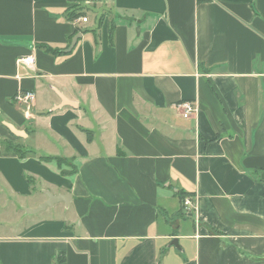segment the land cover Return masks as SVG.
<instances>
[{"label":"crops","instance_id":"crops-1","mask_svg":"<svg viewBox=\"0 0 264 264\" xmlns=\"http://www.w3.org/2000/svg\"><path fill=\"white\" fill-rule=\"evenodd\" d=\"M76 5L0 0V264H264V0Z\"/></svg>","mask_w":264,"mask_h":264},{"label":"trees","instance_id":"trees-1","mask_svg":"<svg viewBox=\"0 0 264 264\" xmlns=\"http://www.w3.org/2000/svg\"><path fill=\"white\" fill-rule=\"evenodd\" d=\"M78 2V5L75 6V8L71 11H69L67 13V18L69 19V21H76L77 19H79L80 17L86 15L87 12H91L94 11V6H88V5H84L85 4V0H76ZM104 18V14L101 15L100 19H99V24L103 21ZM114 25L111 26V29H114ZM81 32L80 30H77V33ZM72 39V37L70 38V40ZM41 49H43L45 52H47L48 54H53V55H59L61 54V51L59 49H55L51 46H47V45H41ZM82 132H84L87 135V139L88 141H91L92 139V131L90 130H85V129H81ZM6 151L8 153L14 154L16 156H18L20 159H26L30 156L35 155V151L28 149L22 145H18V144H14L13 142H8L6 143ZM39 161L43 162V163H55L58 167V169L60 170V173L62 176L64 177H71L74 176L77 173V166L75 164V160L73 159H66V158H59V157H53V156H42L39 157ZM29 181H31V179L29 178ZM179 197L180 200L184 203L186 197H190L192 198L193 195H190L188 193H184L182 191L179 192ZM64 262V256H59L55 262V264H62Z\"/></svg>","mask_w":264,"mask_h":264},{"label":"built area","instance_id":"built-area-1","mask_svg":"<svg viewBox=\"0 0 264 264\" xmlns=\"http://www.w3.org/2000/svg\"><path fill=\"white\" fill-rule=\"evenodd\" d=\"M82 23L86 24L88 23L89 19L87 17H80L79 19ZM35 63V58L33 55H28V56H23L20 57L17 60V66L18 67H30ZM17 103L27 106V109L29 110L31 105L34 103L35 101V93L31 92V91H27V92H19L14 99ZM184 112H183V116L184 118H189L191 115H193L196 112V108L192 103L186 102V103H182L179 106ZM191 200L190 199H186L184 202V206L190 207L191 206Z\"/></svg>","mask_w":264,"mask_h":264},{"label":"water","instance_id":"water-1","mask_svg":"<svg viewBox=\"0 0 264 264\" xmlns=\"http://www.w3.org/2000/svg\"><path fill=\"white\" fill-rule=\"evenodd\" d=\"M81 38V34L76 35L71 42V45L69 47V49L67 50L68 53H70L77 45L78 40ZM9 127V129L18 137H26L27 134L23 131H19L17 129H15L13 126L11 125H7ZM46 195H47V201H45L42 205H40L38 208L36 209H25L26 213L33 215V214H38L44 210H46L47 208H51L53 207L55 204L57 203H65L66 206H69V202L71 200V196L68 195H53L52 193H50L49 191H46ZM177 242V241H175Z\"/></svg>","mask_w":264,"mask_h":264},{"label":"rangeland","instance_id":"rangeland-1","mask_svg":"<svg viewBox=\"0 0 264 264\" xmlns=\"http://www.w3.org/2000/svg\"><path fill=\"white\" fill-rule=\"evenodd\" d=\"M89 18H90V15H89Z\"/></svg>","mask_w":264,"mask_h":264}]
</instances>
